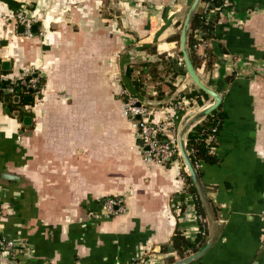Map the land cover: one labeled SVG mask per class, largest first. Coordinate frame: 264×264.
<instances>
[{
  "label": "crops",
  "instance_id": "obj_1",
  "mask_svg": "<svg viewBox=\"0 0 264 264\" xmlns=\"http://www.w3.org/2000/svg\"><path fill=\"white\" fill-rule=\"evenodd\" d=\"M191 2L0 0V75L13 87L27 72L41 82L39 99L13 88L0 106V239L13 242L1 261L165 264L180 259L170 250L175 231L189 240L200 232L181 157L163 165L142 155L120 95L125 77L155 102L154 121L163 110L179 123L213 101L200 90L202 105L181 97L177 111L172 100L198 89L187 73L162 85V99L148 76L142 95L126 75H145L138 64L162 53L182 60ZM18 11L36 18V31H20ZM195 36L196 72L221 95L225 116L212 149L218 162L198 167L216 237L190 264H264V0H225L212 35ZM113 195L124 196L125 211L95 218Z\"/></svg>",
  "mask_w": 264,
  "mask_h": 264
},
{
  "label": "trees",
  "instance_id": "obj_2",
  "mask_svg": "<svg viewBox=\"0 0 264 264\" xmlns=\"http://www.w3.org/2000/svg\"><path fill=\"white\" fill-rule=\"evenodd\" d=\"M224 2L225 0H202L201 3L206 4L205 10H201L200 7H198L192 17L187 33L186 44L194 68H198L201 62V60L195 54L194 46L199 42V38H197L195 35L197 31L200 32V36L202 38L207 36L210 37L212 35L215 20L220 11L223 9ZM210 12L213 14V16L207 18L206 13ZM159 59L160 60L155 62H145L143 64H138V66L146 67V73L143 76V72L140 71V74H138V76L131 78V68H127L126 75L128 79H130V82L133 87L142 95L144 94V92L141 90L142 80L148 76V78H150V80L154 83L156 89V98L162 99L164 94L162 91V85L166 83L170 87H173L171 84V80H173L177 75L186 74V69L184 67L183 61L175 57H171L162 53L159 54ZM212 63L213 54L209 53L208 59L206 61V66L210 67ZM160 64L163 66V75H160L161 69L158 68V65ZM232 78L233 75H230L226 77V80L229 82L232 80ZM2 84L6 85V82H3ZM123 85H125V83H123ZM14 88L16 90L17 88H19V91L21 89L28 93H31V91L18 85L14 86ZM199 91L200 90L197 89L181 92L174 98L170 105H173L174 109L180 111V108L178 106H175V104L179 103L181 97L186 98L187 100H189L190 103L192 100H195L199 105H202V101L200 100L199 96ZM0 96L4 100V98L7 96V93L2 90L0 92ZM221 108L222 103H220L206 117L202 118L197 123H195L186 134V150L188 151L189 158L199 175L200 171L198 165H200L201 163L213 164L218 162V157L214 152H212V149L216 146V139L218 133L224 123L225 115L223 114ZM160 138L167 139V136L161 135ZM182 174L186 182L188 183L187 191L193 194L195 197V206L197 213L201 214L205 218L201 203L197 197L194 186L191 183L190 177L187 175L185 170H182ZM203 228H207L206 221L201 222L200 232L197 234L194 240H189L188 238H186L181 231H175L170 240V250L180 258H184L198 251L204 245L205 237L207 234V229L206 234L201 233V230ZM161 250L164 252H168V248H166V246H163ZM168 261L173 262L174 256H169Z\"/></svg>",
  "mask_w": 264,
  "mask_h": 264
},
{
  "label": "built area",
  "instance_id": "obj_3",
  "mask_svg": "<svg viewBox=\"0 0 264 264\" xmlns=\"http://www.w3.org/2000/svg\"><path fill=\"white\" fill-rule=\"evenodd\" d=\"M205 6L206 4L204 3V10ZM15 18L17 23L23 26L24 32L30 35L32 24L36 21V18L27 16L23 11L16 12ZM117 80L119 81L120 79L117 78ZM3 82H6L5 78L0 75V92L2 90L7 92L14 88L10 84H7V82L6 85L2 84ZM16 85L31 91L36 100L40 98L41 82L37 74H31L30 72L21 74ZM120 95L124 98V114L135 130L134 138L139 142L142 155L147 160L163 165H167L169 161L177 156L180 157L177 145L179 122H176L171 116L165 114L163 110H161V113H163L164 117L159 121H154L150 117L154 115L155 107L143 102L137 93H133L126 85L122 84ZM2 105L3 99L0 96V106ZM161 135H166L167 139L160 138ZM125 208L124 196H107L101 200L99 210L91 214L95 218L112 217L123 213ZM261 215L264 216V210L261 212ZM198 217L201 222L205 221V218L201 214H198ZM206 229L203 228L201 233L206 234ZM12 248L13 242L11 240L0 239V254L10 253ZM0 264L10 263L0 260Z\"/></svg>",
  "mask_w": 264,
  "mask_h": 264
},
{
  "label": "water",
  "instance_id": "obj_4",
  "mask_svg": "<svg viewBox=\"0 0 264 264\" xmlns=\"http://www.w3.org/2000/svg\"><path fill=\"white\" fill-rule=\"evenodd\" d=\"M201 1L202 0H192L191 4L189 5V7L186 11V14H185L182 26H181V30H180L179 49H180V53L182 55V61L184 63V67L186 69V73L192 79L195 86L199 90H201L202 92L210 95L211 98L213 99V101L209 105H207V106L193 112L192 114L188 115L186 118H184L179 123L178 130H177V145H178L179 155L182 159L185 171L191 179V183L194 186L197 197L201 203V206H202V209L204 212L205 221H206V225H207V240H206L205 244L198 251H196V252H194V253H192L189 256H186L184 258H180L179 260H175L173 262H168L165 264H190L193 260L198 258L201 254H203L210 247V245L213 243V241L216 237V230H217L216 214L213 210L210 199L207 196V193H206V190H205L204 185L202 183V180L200 178V175L198 174L197 170L195 169V167L193 166V164L189 158V155H188L187 150H186V143H185L186 134L190 130V128L195 123H197L199 120H201L202 118L206 117L209 113H211L221 103V95L216 90H214L213 88L208 86L197 74L196 69L194 68V66L192 64L190 55H189L188 50H187L186 40H187V33L189 30V26H190L192 17L194 15V13L196 12ZM31 29H32V31H36V26H33ZM22 30H23V28L21 26L20 31H22ZM5 64H7V63L3 62V65H5ZM124 83L133 93H137L133 88H131V86L129 85V83L127 82L125 77H124ZM17 92H19V88H17ZM137 95L139 96V98L143 102H145L147 104H155V102H150L148 100H145L138 93H137ZM27 100L30 101L31 97L29 96V98ZM13 101L16 104H18V102H19L18 95L15 97V100H13ZM4 102L5 103L8 102L7 97L4 98ZM150 118H152V117H150ZM28 120H30V117L29 116L25 117L24 123L27 124ZM5 177H9V176H5Z\"/></svg>",
  "mask_w": 264,
  "mask_h": 264
},
{
  "label": "rangeland",
  "instance_id": "obj_5",
  "mask_svg": "<svg viewBox=\"0 0 264 264\" xmlns=\"http://www.w3.org/2000/svg\"><path fill=\"white\" fill-rule=\"evenodd\" d=\"M14 17H15V15H14ZM160 72H162V69L160 70ZM163 74H164V73L162 72V75H163ZM146 78H147V77H146ZM146 78H145V79H146ZM145 79H143V80H145ZM143 80H142V82L144 83ZM143 83H142V85H143ZM196 88H197V87H196ZM172 101H173V100H172ZM150 105L153 106V107H155L154 104H150Z\"/></svg>",
  "mask_w": 264,
  "mask_h": 264
}]
</instances>
